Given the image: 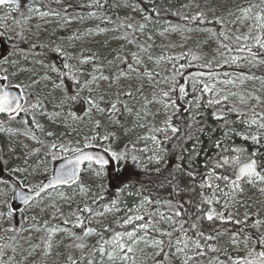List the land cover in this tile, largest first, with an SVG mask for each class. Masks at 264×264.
Masks as SVG:
<instances>
[{"label": "snow or ice", "instance_id": "snow-or-ice-1", "mask_svg": "<svg viewBox=\"0 0 264 264\" xmlns=\"http://www.w3.org/2000/svg\"><path fill=\"white\" fill-rule=\"evenodd\" d=\"M53 2L60 3L61 0ZM25 4L28 5V15L21 11ZM107 4L108 0L103 3L101 0H90L86 7L105 10ZM4 10L8 11L0 16V20L6 22L11 15V19L21 26V31L16 34L20 43L28 42L23 24L34 16L45 20L46 23L52 22L46 19L48 17H60L65 24L71 23L72 20L67 16V8L64 9L65 15L61 16L59 10L49 7L48 4L37 6V0H0V11ZM134 10L142 13L147 11L135 8ZM209 10L213 12L210 19L203 11L192 16H183L182 19L196 25L195 29L187 28L189 32L209 31L211 35L223 38L219 40V45L225 52H220L221 60L215 61L218 67H239V62L248 60L249 57L250 63H264V59L260 58L264 55V0H260L259 5H237L236 12L241 15L236 19L241 23H252L248 24L246 33L235 37L236 41L244 42L236 47L224 43L229 37L224 31L226 24L223 16L216 15L212 8ZM152 11L155 12V9ZM226 11L229 16L236 15L231 8ZM17 12L22 20L16 18ZM88 16L96 18L97 11H89ZM100 19L105 24L113 23L111 17L106 15ZM151 19L152 14L149 13L143 16V23L129 22L131 18L128 17L113 28L97 26V34L109 31L118 33L120 29H124L123 33L114 35L112 39L124 41L137 49L128 53L132 63L128 62L127 55L122 59L117 55L116 59L120 64L126 65V68L117 65L116 71L112 72L114 61H108L105 65L99 54L93 52L91 55H84L83 49L73 56L64 47L56 44L52 46L51 51L63 57V70L57 69L55 65H44L43 61H36L50 71L58 73L60 83H54V87L65 93L61 104L83 100L82 114L77 115L69 110L62 123L71 127L67 124V117L70 116L73 122L89 125L90 132L82 133L80 139L73 141L64 142L59 138L53 140L48 145V154L52 161L62 160L63 163L53 169L46 183L42 182L30 191L40 197L48 189L61 186L71 188L75 184L80 193L88 195L91 189L82 183L83 172H90L99 178L104 175L110 159L125 162L130 160L131 168L126 167L125 175L116 176L115 179L122 183L128 181L120 189L121 193L137 197V202L132 206L125 204L122 207L119 196L111 199L109 204H101L104 200L101 185V192L89 197L97 209L85 204L82 208L77 207L73 213L76 217L74 221L63 219L64 225L71 224L72 228H80L79 235L69 228L55 226L48 231H64L80 241L75 245H66L68 248L74 246L82 253L80 258L68 255L66 264H137L136 252L143 253V249L139 247L141 244L153 251L145 254V260L140 261V264H148L149 261L150 264H264V215H261L259 210L251 211L252 204L249 201L252 198L247 196L245 188V185H248L264 194V98L252 92L228 89L229 85L236 87L238 82L242 85L246 80L256 77L240 73L233 78L230 73L225 72L223 75L226 78L220 79V74L213 71L214 61L196 65L194 62L201 61L202 57L191 53V50L177 55L154 56L153 44L150 43L152 35L145 33L147 23ZM206 24L219 25V32L201 27ZM181 30L179 26L171 25L164 31ZM137 33L145 35L146 39L141 42ZM93 34V29L84 33L89 36ZM160 35H164V32ZM80 39L81 35L77 34L67 37L69 42ZM48 47L42 42H32L27 51L31 54L34 49ZM179 47L183 48L184 45ZM124 48L125 44H121L120 49ZM254 48L258 51H254ZM21 51L23 50L13 43L7 54L0 53V117H6L8 122L19 117L25 126L24 135L33 140L37 139L36 130L53 137L55 133H45L43 126L36 119L38 113L46 114L43 111V100L38 93L31 91L40 84V80L34 76H29L27 83L19 79L20 73L31 71L21 67ZM140 53H146V58ZM23 59L27 61L28 55H24ZM71 60H75L76 64L69 63ZM146 60L154 66L149 68ZM181 60L187 62L178 63ZM162 65H171L170 69H165L163 76L158 70ZM106 66L109 68L107 75L104 71ZM193 67L207 71H187ZM81 77L85 78L82 80ZM65 78H70L76 86L75 94H66L67 89L63 87ZM42 79L49 80L50 77L45 75ZM133 79L138 83H122ZM105 84L107 87H104ZM84 92H87L86 96L81 95ZM232 97L237 98V102H231ZM253 99L256 104L249 109L247 105ZM257 108H260V111H257ZM203 109H212L211 117L217 123V128L206 124ZM59 115V112H55L49 119H55ZM28 116H31V121L26 118ZM230 116H235V119H230ZM121 117L124 118V123L121 122ZM4 123L5 121L0 119V131L8 130L3 127ZM127 123L131 124L130 128H126ZM114 126L125 129V134L136 129L144 130L142 134H137L136 142L143 141L146 146L137 149L133 143L131 151L127 145L124 150H113L111 142L116 138V132L109 128ZM217 131L220 133L218 136L215 135ZM205 138L208 141L207 147ZM237 139L241 143H237ZM102 142H108L107 146ZM148 142L151 143V148L147 147ZM145 153L151 154L145 157ZM137 169L139 171H136ZM20 171L19 168L13 169V172ZM141 171L145 175H155L154 180L147 182L148 185L155 184L156 188L169 189L167 198L160 197L153 187L139 182ZM133 177L137 178L140 187L135 192H126L125 189L130 184L136 188V185L131 183ZM0 182L7 184L6 180ZM13 192L23 203H29L31 197L28 194L16 192L15 188ZM59 196L63 200H71L64 192H59ZM241 207L245 209L242 214ZM161 208L164 211H161ZM83 213L88 215L84 216ZM119 213L123 215H116ZM11 214L9 210L7 215L10 217ZM107 214H112L111 222L96 220L98 227L91 226L93 217H105ZM2 215L4 213H0V216ZM92 236L98 237L93 244L84 242ZM6 247L8 246H0V264H6ZM51 248L49 238L45 256L50 254ZM7 260L15 262L16 258L14 255L7 256Z\"/></svg>", "mask_w": 264, "mask_h": 264}, {"label": "rangeland", "instance_id": "rangeland-1", "mask_svg": "<svg viewBox=\"0 0 264 264\" xmlns=\"http://www.w3.org/2000/svg\"><path fill=\"white\" fill-rule=\"evenodd\" d=\"M53 2V1H52ZM83 2H90V0H61L60 3H54V6H78ZM118 3L122 5H126V0H118ZM249 3L251 4H260V0H187L184 8L187 9L189 14H193L196 11L204 9V8H212L214 9L218 15H222L226 27L224 29L226 35H228L229 39L224 41V43L229 44L232 47H236L238 44L244 43L243 41H236L235 37L237 35H242L247 32V26L252 21H244L241 23L240 20H237L236 17L240 16L239 12H236L237 5L239 6H247ZM37 6H42L41 4H37ZM27 7L24 9L23 13L28 15ZM231 8L233 12L236 13L235 16L227 15L226 9ZM137 9H140L137 6ZM46 10V9H43ZM259 9H254V11H258ZM5 10L0 12V16L5 15ZM16 18L18 20H22V17L19 12L15 13ZM62 16V15H61ZM84 19L72 18L71 23L65 24L60 17H48L47 20L52 21L51 23H46L45 20L39 19V17H33L31 20L25 21L23 24L24 35L28 37L27 43H20L17 39L16 34L21 31V26L16 24L12 19L11 15L8 16L7 21L0 20V53H5L11 49L13 43H16L19 49H22L20 53V65L21 67L28 68L31 71L27 73H20L19 79L23 80L25 83L28 82L29 76H34V78L40 80V84L33 87L31 91L34 93H38L40 98L46 103L47 109H43L46 114H37L36 118L40 120H44L48 123L50 129L45 127L43 123H40L44 130L51 131L55 133V136L48 137L47 135H36L37 139L33 140L30 136L24 135L19 129L12 128L10 124H14L15 121H7L6 117H0L3 119L5 123L3 127L8 129L7 131H0V148L4 146L9 150L8 158L15 161L13 165L5 166V173L3 179H6L7 184L0 182V213H4V215L0 216V246L7 245L5 248V252L7 253L5 257L6 264H63L66 263L67 256L72 255L74 258H80L82 256L81 251L75 248L74 246L71 248L66 247V245H75L80 242L75 239L74 236L69 235L64 231H57L51 233L48 229L52 227L59 228H69L73 232L76 233V230L80 231V228H72L71 224L64 225L63 219L67 218L70 221H74L76 217L73 213L77 210V207L82 208L85 204H92L90 196H94V194L101 192V183L109 178L110 175L116 173L117 170V162L115 160L112 161V166L107 168L105 167L104 175L102 177H96L93 175V178L98 180V187L94 188L91 185L84 184L83 185L89 189L91 192L88 195H84L80 193L79 189L76 185H72L71 188L60 187L55 190L48 192L28 203L25 206H18L15 203V195L13 192V188L17 191V189L23 190L25 193H34L31 192L30 189L37 187L42 182L47 180V176H51L53 169L56 164L62 160L52 161L51 156L48 154L49 149L48 145L55 139L59 138L64 142L73 141L81 138L82 133H89L90 127L87 124L81 122H73L71 117H67V124L71 125L68 127L62 121L65 119L68 111H74L77 115L82 114V110L84 108L83 100L73 102V103H63L61 104V99L65 95L59 88L54 87V83L59 84L60 80L58 77V73L50 71L48 68L43 67L41 64L36 63V61H43L44 65H55L57 69L62 70V59L60 56H57L56 53L52 51L51 48L54 44L61 45L68 51L71 55H78L81 49L84 50V55H91V53L95 52L99 54L101 60L107 65L108 61H114L111 71H116V66L119 65L120 68H126V65L120 64V61L116 59L117 55L122 59L124 56H128V62L132 63V58L128 53L130 51H137L135 46L127 45L124 41L113 40L112 37L114 35H119L123 33V30H120L118 33H113L111 31L106 33L95 32L97 26L107 28L111 27L112 24L102 23L100 17H103L101 14H97L96 18H89L88 15L80 16ZM126 20V19H125ZM133 18L129 22H133ZM232 21H235L233 23ZM170 23H157L151 29L145 28V32L152 35V41L150 43L153 44L152 53L159 51L163 53H170L172 49H176L179 45L183 44V48H187L190 50L196 51L200 57H202V62L206 63L209 60H213V71L220 74V79H225L224 73L228 72L232 75V77L239 76L240 73H245L247 75L255 76L256 79H249L244 82V84L237 83L236 87L231 85L228 86V89L231 91H248L252 92L255 95H259L264 98V63H258L257 61H252L251 57L248 60H242L239 62L241 66L236 65H224L223 67H218L215 61L221 60L219 55L220 52H225V49L221 48L219 45V40L223 39L222 37L213 36L209 31H168L165 32L166 28H169ZM208 29H214L206 25ZM93 29V35H84L86 30ZM239 29V31H237ZM161 32H164V35H160ZM73 34L81 35V39L74 42H69L67 37L72 36ZM188 39H185V38ZM146 38V37H144ZM158 38L166 40L168 44L158 43ZM35 43H44L49 47L46 49L37 48L32 51L31 54L28 53L29 44ZM107 42V43H106ZM251 43V41H248ZM125 44V48L123 50L120 49V45ZM156 45V46H155ZM176 45V47H173ZM47 50V51H46ZM254 51H258L257 49H253ZM43 52L49 54L48 59L43 58ZM36 53H39L37 55ZM240 56H246L247 53H234ZM24 55H28V60L25 61L23 59ZM141 56L146 58V53H140ZM154 55V54H153ZM15 59V57H13ZM264 59V55L260 57ZM71 64H76L75 60L69 61ZM149 68H152L154 65L151 62H147ZM88 67V66H85ZM165 69H167L164 65L158 69L161 75H165ZM207 70V69H206ZM105 74H109V68L105 67ZM45 75L49 76V80H44L42 77ZM85 77H81L83 80ZM183 83V81H181ZM70 86L64 81L63 87L67 89V95L75 94L76 86L72 83V80L69 78ZM123 84H137L138 81L135 79L129 81H122ZM104 87H107L105 84ZM218 87H223L222 85H218ZM82 96H86L87 92L81 94ZM231 102H237V98H230ZM256 104V101L250 100L247 107L252 108ZM155 111V108H153ZM257 111H260V108H257ZM59 112L60 115L55 119H49L53 113ZM100 119V117H97ZM20 119L19 117L17 120ZM158 119H162V117H158ZM121 122L124 123V118H121ZM127 128L131 127L130 123L126 124ZM57 128V129H56ZM120 129L119 127H111L112 129ZM144 130L136 129L135 131H131L133 133V138L136 141L137 134H142ZM36 133L39 130L35 131ZM37 141H42V143H38ZM142 145H145V142L140 141ZM152 146L150 142H148L147 146ZM45 151L44 153H39V150ZM38 149V151H36ZM151 153H145V155H150ZM20 156V161H16ZM47 162V163H45ZM8 164V163H7ZM93 167L98 168L99 166L93 165ZM19 168L20 172H13V169ZM83 174H90V172H83ZM29 180H38L36 183H31ZM4 181V180H0ZM247 196H250L252 199L249 201L252 204V208L254 205L264 204V194H261L257 191L256 188H252L251 186L245 185ZM59 192H64L66 195L71 197V200H63L59 196ZM104 192V186L102 189V193ZM130 198H134L132 201L136 203L137 199L133 196H129ZM245 198V197H242ZM101 203V202H100ZM107 204V203H106ZM109 204V203H108ZM129 206L127 203H121V206L124 205ZM132 204V205H133ZM55 205V206H53ZM96 206V205H95ZM23 207V208H21ZM20 208V212L24 208L38 210L43 212V214H25L24 220L19 221V214H14L15 209ZM11 210V216L9 217L7 213ZM245 209L243 207L240 208V212L243 213ZM121 214V213H119ZM123 214V213H122ZM84 216H87V213H83ZM112 214H107L105 217H93L92 227H98L95 223L96 220H103L105 223L110 219ZM55 217V219H53ZM28 221V223H26ZM15 229V231H10V229ZM51 238V252L49 255L45 256L44 252L46 250L47 242ZM98 237L92 236L86 238L84 241L89 245L93 244ZM143 249V253L140 251L136 252L137 264H140V261L145 260V254H150L153 249L147 248L145 245L141 244L139 246ZM13 248H15V252H13ZM59 253V254H58ZM86 254V252L84 253ZM15 256L16 261H8L7 256ZM150 264V261L148 262Z\"/></svg>", "mask_w": 264, "mask_h": 264}, {"label": "trees", "instance_id": "trees-1", "mask_svg": "<svg viewBox=\"0 0 264 264\" xmlns=\"http://www.w3.org/2000/svg\"><path fill=\"white\" fill-rule=\"evenodd\" d=\"M53 0H37V4H48L49 7L59 10L61 12V15L64 16V9L67 8V16L71 17V18H76V17H80V16H84V15H88L89 11H97V14H101L102 16H108L111 17L113 23L111 27H116L117 24L120 21H125L126 18L130 17L133 18V22H140L143 23V16L144 15H148L149 13L152 14V19L147 23L146 28L151 29L153 26H155V24L157 23H170V24H174L176 26H179L183 31H187V28H196V25L185 21L182 19L183 16H192L195 15L197 12L203 11L205 12V14L208 16V18L210 19L213 15V12L210 11V8H204L201 10L196 11V13L194 12L193 14H189L187 12V9L183 7V5H185V3L187 2V0H126V5H128L127 7L121 6V7H116L115 5H122L120 3H118V0H108V4L105 10H96V9H89L88 7H86L87 4H89L90 2H83L81 4H79L78 6H70V5H64V6H54V3L52 2ZM30 2V0H29ZM104 0H101V3H103ZM27 4L24 5L23 9H21V11L23 12L24 9L26 8ZM137 6L140 7V9H147V11L145 12H140L138 10H134L137 9ZM155 9V12H153L152 10ZM5 11V10H4ZM3 12V11H0ZM159 13V15H156V13ZM176 13H179V15H175ZM215 14L218 15V13L215 11ZM198 23V22H197ZM207 26L214 28L217 32H219L220 30V26L219 25H214V24H206ZM206 25H203L201 27H206ZM105 27H107V25H104ZM123 30L124 29H120ZM130 31V30H129ZM146 34H148V32H145ZM138 36V39L143 42L146 38L145 35H140L139 33L136 34ZM158 43H165L168 44V42H166V40H163L161 38H158ZM58 45V44H57ZM156 46V45H155ZM190 49L187 48H181V47H177L176 49H172L170 53H163V52H153L154 56H159L161 54H168V55H177L181 52H188ZM47 51V50H46ZM52 53V51H51ZM191 53H194L198 56H200L196 51L191 50ZM43 58L44 59H48L49 58V54H47L46 52H43ZM62 59V57H60ZM191 58V56H189V59ZM187 61L181 60L178 63H186ZM196 65H199L200 63H203L202 60L201 61H196L194 62ZM167 69L171 68V65H164ZM63 70V69H62ZM187 71L189 72H196V71H207L206 69H201L199 67H193L188 69ZM64 81L67 82V84L70 86L69 83V78H65ZM250 109V107H248ZM44 109H47L46 107V103H44ZM204 113V120L206 122V124L212 128H217L218 125L215 121H213L212 117H211V111L212 109H203L202 110ZM27 119H29V121H31V116L26 117ZM97 118V117H96ZM123 118V117H121ZM230 119H235V116H230ZM37 121L39 123H43L45 125V127L47 126L48 129H50V127L48 126V123H46L44 120H40L39 118H36ZM98 119V118H97ZM12 126V128L15 129H19L22 132H24V125L22 123V121L20 119L16 120L14 124H10ZM127 128V127H126ZM57 129V128H56ZM45 133L47 132V130H44ZM111 131H115L116 132V138L111 142L112 143V148L113 150L116 151H121L124 150L125 146H128L129 151H131L132 148V144L135 143V147L137 149H142L144 148L146 145H142L139 142L134 141L135 139L133 138V133L128 132L127 134H125V129H112ZM41 134L42 136L44 135V133L42 132H35V135H39ZM215 135H220L219 131H217L215 133ZM1 139V138H0ZM237 143H241V141H239L237 139L236 141ZM104 143L106 146L108 144V142H102ZM208 146V141L207 138H205V147ZM149 148H151L152 146H147ZM45 151L43 150H39V153H44ZM8 154H11V152L9 153V150L4 146L3 148H0V180H6L3 179L4 174L5 173V166H10L14 164L15 161L11 160L10 158H8ZM145 155V154H144ZM146 157V155H145ZM16 161H20V156L19 158L16 159ZM8 163V164H7ZM128 167L131 168V161H118L117 162V170L116 173H114L113 175H110L108 179H106L105 181H103V186H104V200L101 201V204H108L110 203L111 199H115L117 196L120 197L121 203H127L129 204V206H132L133 202L132 201L134 198H130L129 196L125 195L124 193L120 192V189L122 187H124V184L128 183V181H124L123 183L120 180L115 179L116 176H121L123 177L125 175L124 173V169ZM136 171H139V169H137ZM92 173L90 174H81V180L82 183L87 184V185H91L94 188L98 187V180H96L95 178H93ZM48 177V176H47ZM139 182L140 183H144L147 186L153 187L155 192L159 193L160 197H164L167 198L168 196V192L169 189H167V187L165 188H156L155 184L152 185H148L147 182L152 179H155V175H145L142 171L139 172ZM162 179V178H161ZM31 183H36L38 180H29ZM132 184L136 185V188L131 187V184L129 185V187L127 189H125V191H131V192H135L139 187H140V183H137V178L133 177ZM133 197H135L137 199V197L135 195H133ZM94 209H97V206L90 204ZM20 208L15 209V213L14 214H19V221L20 220H24V215L25 214H30L32 216V214H43V212L38 211V210H33V209H28V208H24L21 212L19 211ZM98 210H102V209H98ZM259 210L261 212V215H264V204L261 205H254L253 208H251V211H257ZM161 211H164L163 208H161ZM242 214V213H241ZM116 215H123L121 214H116ZM113 219V216L110 217V219L107 221V223L111 222ZM26 223H28V221H26ZM227 227V226H226ZM78 230H76V234H78ZM79 243V242H78ZM80 251V250H79ZM87 250H85L86 252ZM66 264V263H63Z\"/></svg>", "mask_w": 264, "mask_h": 264}, {"label": "water", "instance_id": "water-1", "mask_svg": "<svg viewBox=\"0 0 264 264\" xmlns=\"http://www.w3.org/2000/svg\"><path fill=\"white\" fill-rule=\"evenodd\" d=\"M106 158H109V157L106 156ZM109 159H110V158H109ZM61 163H63V161H60V162L56 165L55 168H58L59 165H60ZM110 165H111V160H110V163H109L107 166H110ZM82 167H83V166H82ZM46 182H47V181H45L44 183H46ZM61 187H63V186H61ZM59 188H60V187H59ZM52 190H54V189H48L45 193H42L41 196L44 195V194H46V193H48V192H50V191H52ZM16 192H24V191H22L21 189H17ZM24 193H25V192H24ZM26 194H28V193H26ZM28 195L31 197L30 201H32V200L38 198V197L35 195V193L28 194ZM15 199H16V203H17L19 206H25V205L28 204V203H27V204L23 203V202L19 199V197L16 196V195H15ZM30 201H29V202H30Z\"/></svg>", "mask_w": 264, "mask_h": 264}, {"label": "bare ground", "instance_id": "bare-ground-1", "mask_svg": "<svg viewBox=\"0 0 264 264\" xmlns=\"http://www.w3.org/2000/svg\"><path fill=\"white\" fill-rule=\"evenodd\" d=\"M107 168H109L110 166H106Z\"/></svg>", "mask_w": 264, "mask_h": 264}]
</instances>
